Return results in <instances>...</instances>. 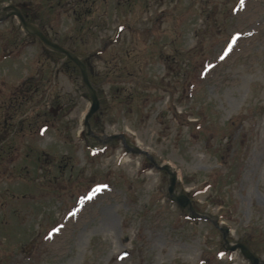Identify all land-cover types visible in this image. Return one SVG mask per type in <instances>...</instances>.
<instances>
[{"label": "rangeland", "instance_id": "1", "mask_svg": "<svg viewBox=\"0 0 264 264\" xmlns=\"http://www.w3.org/2000/svg\"><path fill=\"white\" fill-rule=\"evenodd\" d=\"M12 4L101 105L87 127L77 65L0 22V264H251L215 221L264 261V0Z\"/></svg>", "mask_w": 264, "mask_h": 264}, {"label": "water", "instance_id": "2", "mask_svg": "<svg viewBox=\"0 0 264 264\" xmlns=\"http://www.w3.org/2000/svg\"><path fill=\"white\" fill-rule=\"evenodd\" d=\"M2 16L0 15V22L3 21L5 18H8L11 15H14L18 18L19 22L21 23L22 28L30 35H33L37 38L40 39V41H42V43L49 48L50 50H53L55 52L61 53L63 55H65L66 58L70 59L72 62H74L80 69L82 78H83V82L86 86V89L90 95L91 98V105H90V109L87 113V115L85 116V123L87 126H89L88 120L89 118L95 114L99 108H100V101H99V97L97 95V91L94 88V86L92 85V83L90 82V78H89V73H88V69L86 64L83 62L82 58L79 57L77 54H75L73 51L69 50L68 48L51 41L50 39H48V37L46 36V34L34 23H31L29 21H27L26 17L23 15L21 9L19 8V6L16 5H8L5 6L2 9ZM127 151L128 152H133V153H141L142 150L139 147H127ZM147 154V152H145ZM147 156L149 157V159L155 163V160L149 156L147 154ZM158 168H161L163 170H166L169 173V187H168V191L170 194V199L173 202L178 203L179 205H181L184 209H187L190 213V217L191 218H200V219H207L206 215H201L199 213H197L194 210V207L191 203L190 198L186 195V194H178L175 192V183L177 180V175L174 171H172L170 169V166L167 164H163L160 166H157ZM223 232V237L225 239L226 237V233L229 231L228 228L225 227H221L220 228ZM227 242V241H226ZM228 249L235 251L237 249H240L241 253L251 261L252 264H259L260 260L259 258L255 255V253L251 250V247L244 243V242H239L236 243L230 247H228ZM262 264H264V262H262Z\"/></svg>", "mask_w": 264, "mask_h": 264}, {"label": "flooded vegetation", "instance_id": "3", "mask_svg": "<svg viewBox=\"0 0 264 264\" xmlns=\"http://www.w3.org/2000/svg\"><path fill=\"white\" fill-rule=\"evenodd\" d=\"M92 136L95 138L97 135L93 134Z\"/></svg>", "mask_w": 264, "mask_h": 264}, {"label": "snow or ice", "instance_id": "4", "mask_svg": "<svg viewBox=\"0 0 264 264\" xmlns=\"http://www.w3.org/2000/svg\"><path fill=\"white\" fill-rule=\"evenodd\" d=\"M243 3V0H241V4Z\"/></svg>", "mask_w": 264, "mask_h": 264}]
</instances>
